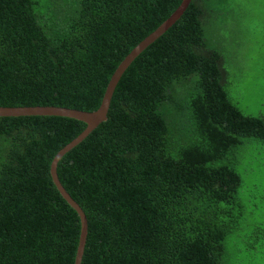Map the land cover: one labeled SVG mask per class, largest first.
<instances>
[{"label":"trees","instance_id":"trees-1","mask_svg":"<svg viewBox=\"0 0 264 264\" xmlns=\"http://www.w3.org/2000/svg\"><path fill=\"white\" fill-rule=\"evenodd\" d=\"M183 0H0V106L96 112L114 72ZM231 0H192L127 69L109 119L59 165L89 219L83 264H223L244 139L264 142L228 89ZM88 125L0 117V264H76L82 219L57 155ZM228 218V220H226Z\"/></svg>","mask_w":264,"mask_h":264},{"label":"rangeland","instance_id":"rangeland-1","mask_svg":"<svg viewBox=\"0 0 264 264\" xmlns=\"http://www.w3.org/2000/svg\"><path fill=\"white\" fill-rule=\"evenodd\" d=\"M229 8L221 17L227 25L209 29L206 39L221 42L233 102L247 116H264V0H231ZM235 168L242 185L236 205L225 208L237 226L225 242L223 264H264V142L244 139Z\"/></svg>","mask_w":264,"mask_h":264},{"label":"water","instance_id":"water-1","mask_svg":"<svg viewBox=\"0 0 264 264\" xmlns=\"http://www.w3.org/2000/svg\"><path fill=\"white\" fill-rule=\"evenodd\" d=\"M192 0H183L180 7L166 20L156 31L145 38L131 53L123 60L120 66L113 74V78L107 89L102 106L96 112H85L77 109H70L56 106H28V107H4L0 106V117H38V116H56L66 117L82 121L88 125L85 132L76 140L63 149L56 157L52 164L53 181L66 199V201L79 213L82 219V235L80 246L76 259V264H83L86 253L88 235H89V219L81 205L71 196L59 176V165L63 158L79 145H81L96 129L109 119V113L113 102L114 92L122 79L124 73L132 65V63L152 44L160 39L170 28H172L184 15L191 4Z\"/></svg>","mask_w":264,"mask_h":264}]
</instances>
